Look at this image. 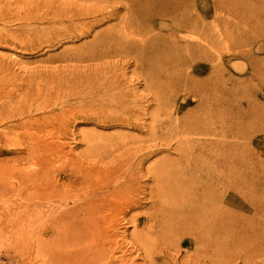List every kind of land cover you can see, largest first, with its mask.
Here are the masks:
<instances>
[{"label":"rangeland","instance_id":"374dc122","mask_svg":"<svg viewBox=\"0 0 264 264\" xmlns=\"http://www.w3.org/2000/svg\"><path fill=\"white\" fill-rule=\"evenodd\" d=\"M164 2L0 0V83H10L3 94L15 92L20 85L27 90L33 80L43 87L66 75L68 67L93 62L118 65L108 76L128 82L130 87L122 86L107 94L103 111L133 120L141 114L144 128L80 123L76 139H66L69 149L77 155L86 149L84 132L99 136L101 144L151 136L161 143L169 142L171 149L152 156L144 168L154 164L159 167L166 161L170 164L167 179L185 174L200 182L224 180L231 174L232 189L219 198L221 207H232L231 243L227 249L225 238H219L214 264H264V0H168L171 5L176 3L169 10ZM127 4L135 5L136 10L130 11ZM149 10L158 11L155 19L144 24L146 27L139 25L140 16H146ZM88 23L93 28L85 33L82 27ZM124 33L130 37L124 38L126 41L120 40ZM209 38L215 43L214 56L195 55L196 45ZM207 78L214 81V94L202 92L196 82ZM23 95L30 96L25 92ZM212 102L231 126L220 117L183 138L210 141L214 136L228 137L219 153L231 158L229 169L210 170L208 163L214 157L210 153L189 161L175 150L180 143L174 138L178 127L189 120L191 112L198 118L207 117ZM4 126L1 123L0 130ZM148 184L154 186L155 181ZM170 197L167 195V199ZM144 212L141 206L132 214ZM114 230L120 242L116 254L125 255L124 264H194L190 255L202 248L184 237L177 257L158 255L151 263L152 255L147 250L131 247L136 236L132 224L122 222ZM143 230L156 232L151 223ZM10 245L9 239L0 237V264H21L23 253L10 251ZM154 248L153 244L156 255ZM205 260L196 264H210Z\"/></svg>","mask_w":264,"mask_h":264},{"label":"bare ground","instance_id":"6f19581e","mask_svg":"<svg viewBox=\"0 0 264 264\" xmlns=\"http://www.w3.org/2000/svg\"><path fill=\"white\" fill-rule=\"evenodd\" d=\"M164 1L168 10L176 4ZM127 7L136 10L133 4ZM157 14L149 10L140 16L139 25H148ZM92 28L88 23L82 30L88 33ZM124 38L130 37L124 33L120 40L126 41ZM212 43L209 38L197 44L195 55L212 58L216 51ZM117 67L107 62L76 65L43 87L33 80L27 90L20 85L15 92L5 94L10 83H0V124L5 125L0 130V237L9 239L10 251L23 253L21 264H124L125 255L116 254L120 242L113 229L125 222L136 228L131 247L147 250L151 263L158 255L177 257L182 239L189 237L202 247L190 255L192 263L207 259L214 264L219 238H225L227 249L231 243L232 207L219 205V198L232 189L231 174L224 180L200 182L185 174L167 179L170 164L166 161L159 167L144 168L152 156L171 149L169 142L164 144L151 136L101 144L99 136L84 132L86 149L78 155L69 149L66 139H76L80 123L144 128L141 114L133 120L103 111L107 94L130 87L128 82L108 76ZM196 82L202 92H216L211 78ZM75 89L78 92H73ZM23 91L30 96H24ZM212 103L207 117L198 118L191 112L189 120L178 127L174 138L180 143L175 150L189 161L210 153L214 155L208 163L210 170L229 169L231 158L219 153L228 137L214 136L210 141L183 138L210 126L216 118H224L221 121L231 126L227 116L215 107L216 101ZM97 109L101 111L88 113ZM151 181H155L154 186L148 184ZM141 206L145 208L143 214H132ZM150 223L156 232L144 233L143 227Z\"/></svg>","mask_w":264,"mask_h":264}]
</instances>
